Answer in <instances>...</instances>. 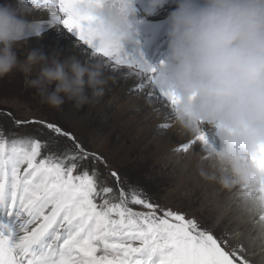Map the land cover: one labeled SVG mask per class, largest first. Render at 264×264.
<instances>
[{
    "label": "snow or ice",
    "instance_id": "1",
    "mask_svg": "<svg viewBox=\"0 0 264 264\" xmlns=\"http://www.w3.org/2000/svg\"><path fill=\"white\" fill-rule=\"evenodd\" d=\"M104 3L45 0L46 5L58 9L51 13L52 24L74 34L105 68L127 69L126 74L139 78V88H153L145 95L163 98L173 109L177 97L158 82L157 65L144 57L138 42L127 49L123 37L98 21L94 9ZM115 3L123 12L132 0ZM15 123L46 126L53 139L62 136L73 141L75 151L43 155L47 142L0 134V264H249L242 255L243 245L226 249V242L196 219L161 209L134 188L120 187L117 195L111 187H99L95 169L77 172L80 161L103 163V158L88 153L61 127L43 121ZM197 142L207 153L215 145L201 127L182 150L187 152ZM250 159L264 176V145L258 146ZM111 176L119 185L118 174L112 171ZM244 191L254 201L245 199L248 211L258 214L255 223L264 241V180ZM130 205L146 211H136Z\"/></svg>",
    "mask_w": 264,
    "mask_h": 264
},
{
    "label": "clouds",
    "instance_id": "2",
    "mask_svg": "<svg viewBox=\"0 0 264 264\" xmlns=\"http://www.w3.org/2000/svg\"><path fill=\"white\" fill-rule=\"evenodd\" d=\"M167 3L146 0L148 14ZM175 4L168 16L166 55L157 64L158 82L178 100L172 109L174 126L196 132L208 125L216 130L217 143L204 158L200 174L249 199L246 186L264 180L250 159L264 145V0ZM30 10L28 0L0 4V77L19 70L25 85L57 110L66 102L79 110L98 101L108 81L103 63L95 57L83 63L75 56L61 61L58 55L33 49L23 60L17 58L18 46L42 32L40 25L26 19ZM94 14L105 29L125 43L133 42L134 0L123 12L115 0H105Z\"/></svg>",
    "mask_w": 264,
    "mask_h": 264
},
{
    "label": "rangeland",
    "instance_id": "3",
    "mask_svg": "<svg viewBox=\"0 0 264 264\" xmlns=\"http://www.w3.org/2000/svg\"><path fill=\"white\" fill-rule=\"evenodd\" d=\"M141 1L140 4L134 0V3H136L134 5L136 16L133 23L138 26L140 31L133 29V36L141 38L146 43L150 49L149 60L144 57L150 63L157 65L164 60L166 55L168 16L175 9L176 4L175 0H168L164 7L157 10L155 14L150 15L145 11L146 0ZM3 3H15V0H0V4ZM28 7L31 10L26 19L41 25L42 35L44 31H47L45 28L46 23L36 18V13L44 8H48L51 13L58 11V9L46 5L45 0H34V2L28 0ZM64 30L70 38L78 41L75 36L70 35L66 29ZM36 37L38 36H30L27 41ZM33 45L34 43H28L27 45L18 46L15 50L17 58L23 60L27 51L33 50ZM131 89L130 92L126 91V94L131 93L130 96L136 97L137 93L133 91V86ZM134 90L138 91V88ZM113 96H116V98H113ZM117 96L108 92L104 93L98 101L77 110V117L88 118V127L85 128V126V130H78L76 125L72 124L64 114L67 111V106H73L71 102H66L60 110L49 107L42 102L35 89L25 85V76L19 70L14 69L8 75L0 77V134L6 135L9 139L13 137H35L42 142H47L42 149L43 155L49 153L60 155L75 151L73 141L62 136L53 139L54 134L46 126L39 123L17 125L15 121L53 123L61 127L63 131L70 133L75 138V142L79 143L88 153H95L103 158V163L92 159L80 161V167L77 169V172L87 169L90 173L95 169L99 187H111L113 193L117 195L120 187L126 190L134 188L149 202L158 205L161 209H171L185 214L187 218L196 219L201 227L213 231L217 237L225 241L226 249L238 248L243 245L242 255L249 261V264H264V241L260 239V232L257 233L255 229V222L248 219L251 213L247 209L245 198L242 194H239L238 190L224 189L219 183L212 185L215 181L201 176L199 167L207 156V152H201L197 149L196 145L199 142L191 146L187 152L182 150L181 146L185 143L191 144L195 136L186 140V142H181L182 144L179 143L177 146L167 149L165 152L158 150V154H156L159 145L155 141L150 142L151 139H156L157 136V133L153 130L163 129L169 131L174 126V121L172 119H169L170 121L159 120L150 128L152 132H146L145 129L138 130L140 124L138 123L139 120L135 118L138 110L133 109V105L129 108L128 106L124 107L121 111L116 110L121 102H126L127 98L132 97ZM157 98L164 101L163 98ZM156 116L158 117V114ZM179 129L173 132V136L181 131ZM212 130L214 134L213 142L216 144L217 131ZM107 138L108 140L104 142ZM122 144L124 150L117 151L116 149ZM194 147L197 149L195 152L193 151ZM111 153L112 156H110ZM125 154H128V158L123 160L121 157ZM112 171L118 174L120 178L119 185L116 179L111 176ZM97 202L99 203V200ZM231 204L234 205V209H232L234 212H226L223 216L224 219L220 220V212L226 210ZM130 206L136 211H146L141 206ZM254 215L252 214L253 218ZM235 218L237 221L239 218L244 219L245 222L244 226L239 225L240 227L237 229L239 234L244 235L245 230L252 227V233L256 234L255 237H258V244L254 246V250L248 251L243 243L233 239V233L236 231ZM252 233L249 234L250 237Z\"/></svg>",
    "mask_w": 264,
    "mask_h": 264
},
{
    "label": "bare ground",
    "instance_id": "4",
    "mask_svg": "<svg viewBox=\"0 0 264 264\" xmlns=\"http://www.w3.org/2000/svg\"><path fill=\"white\" fill-rule=\"evenodd\" d=\"M137 2H139L141 4L142 1L136 0V3ZM136 3H134V5H136ZM145 11H146V13H148L147 8ZM36 18H38L40 21H43L46 23L45 28L47 29V31L46 32L44 31V33L41 36H38L36 38H31L30 40L26 41V43H24L23 45H27L28 43H34L33 49L42 51L46 56H49V57H51L53 55H58V57L61 61L65 60L69 57L75 56L76 58H78L83 63L86 59L89 58V56H91L90 52L85 50V46L82 45V42L79 43L78 41L70 38L67 35V33L63 29L62 25H54L51 23L52 17H51V12L48 8L40 9L36 13ZM133 25H134V28H133L134 30L137 29L136 31H140V30H138V26H136L135 23H133ZM70 35L75 36L72 33H70ZM75 38H76V36H75ZM147 39H148V37H147ZM135 42H138V46H139L140 51H142L144 56L149 60L150 49L147 47L146 43L141 38L133 36V42L132 43H126L125 47L127 49H131L132 47L136 46ZM95 59L102 63V60L99 57H95ZM126 73H127V69H122L120 71H113L111 69L104 68L105 78L108 81L107 85L105 87L104 93L108 92L111 95L130 96L131 93L126 94V91L130 92L132 90L131 89L132 86H133V91L137 93L136 97L130 96L132 98H127L126 102H121L116 110L121 111V110H123L124 107L128 106V108H129L131 105H133L134 106L133 109L135 108V110L136 109L138 110V112H136V115H135V118H137L139 120L138 123L140 124L138 126V130L145 129L146 132L147 131L152 132V130L150 128H152L153 124L157 123L159 120H162V121H167L169 119L173 120L172 109L169 106H167L164 101L160 100L155 95H153V96L145 95L146 91L152 92L153 88H139L138 87L139 86V78L133 74H130V73L126 74ZM136 88H138V91L134 90ZM113 98H116V96H113ZM116 101H118V100H116ZM66 109H67V111H65L64 114L68 117L69 121L72 122V124L76 125L78 130H81V129L85 130V128L88 127V118L87 117H84V118L77 117V114H76L77 109L74 108L73 106H67ZM157 114H158V117L156 116ZM163 117H165V118H163ZM149 119H150V121H149ZM153 119H154V121H152ZM147 121H149V122H147ZM145 123H147V124L145 125ZM203 127L208 132L210 139L213 141L214 134L212 133L213 132L212 128H210L208 125H204ZM178 128L179 127H177V126H173L170 128L169 131H165L163 129H158V130L154 129L153 130V132L157 133V136H156V139L155 138L151 139L150 142L155 141L159 145L157 147L156 152H155L156 154H158V150H162L165 152L167 149H169L171 147L173 148L181 142L182 143L184 141L186 142V140H189V139H191V137L196 135V132H194V131H183V130H181L176 136H173V132L175 130H177ZM176 133H177V131H176ZM107 140H108V138L104 142H106ZM123 144L120 147L117 146L118 148L116 147L117 148L116 150L117 151L122 150L123 149L122 146H124ZM196 146H197V149L201 150V152L206 151L201 144L197 143ZM197 149H196V147H194L193 151L195 152ZM113 152H114V150H113ZM112 155L113 154L111 153L110 156H112ZM121 158L123 160L125 158L127 159L128 154H125ZM200 164L203 165L204 161ZM201 166L199 168H201ZM216 184H217V182H214L212 185H216ZM239 194H241V193H239ZM227 201H225V202H227ZM242 205H244V204H242ZM233 206L231 204L226 208V210H222L220 212V214H219L220 215L219 217L221 218L220 220L224 219L223 216L226 214V212L227 213L234 212V210H232V209H234ZM243 209H245V208H243ZM252 214L253 213H251V216H248L249 217L248 219H252V221L255 222L256 220H258V214H255L254 218L252 217ZM228 217H229V215H228ZM235 222L236 223L234 226H236L235 227L236 231L233 233V235H234L233 239H236V240H238V242L243 243L248 251L254 250V246L256 244H258L257 243L258 237H255L256 234L252 233V227L249 226L250 228L245 230L246 231L245 234L241 235V234H239L237 229H239V227H240L239 225H241V224L245 225L244 219L239 218L237 221V219L235 218ZM237 223H239V224H237ZM254 225H255V229L257 230V233H259L260 232L259 226L256 223ZM239 231H241V230H239ZM251 233H252V236L250 237L249 234H251Z\"/></svg>",
    "mask_w": 264,
    "mask_h": 264
}]
</instances>
